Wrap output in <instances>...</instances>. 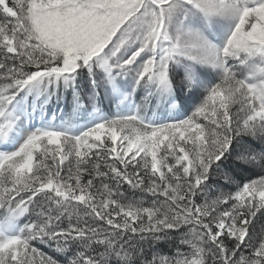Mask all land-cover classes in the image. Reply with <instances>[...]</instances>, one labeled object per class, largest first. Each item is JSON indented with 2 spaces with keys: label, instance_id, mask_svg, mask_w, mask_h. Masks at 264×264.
<instances>
[{
  "label": "snow or ice",
  "instance_id": "obj_1",
  "mask_svg": "<svg viewBox=\"0 0 264 264\" xmlns=\"http://www.w3.org/2000/svg\"><path fill=\"white\" fill-rule=\"evenodd\" d=\"M0 264H264V0H0Z\"/></svg>",
  "mask_w": 264,
  "mask_h": 264
},
{
  "label": "trees",
  "instance_id": "obj_2",
  "mask_svg": "<svg viewBox=\"0 0 264 264\" xmlns=\"http://www.w3.org/2000/svg\"><path fill=\"white\" fill-rule=\"evenodd\" d=\"M45 251H48L49 254H51L50 250L45 249ZM162 251H164V252H169V248L165 246V247L162 248Z\"/></svg>",
  "mask_w": 264,
  "mask_h": 264
}]
</instances>
